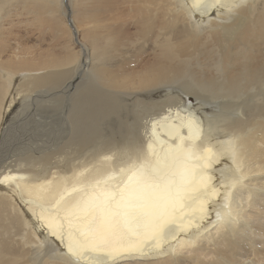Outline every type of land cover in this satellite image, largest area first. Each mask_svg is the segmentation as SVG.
Wrapping results in <instances>:
<instances>
[{
	"label": "bare ground",
	"instance_id": "1",
	"mask_svg": "<svg viewBox=\"0 0 264 264\" xmlns=\"http://www.w3.org/2000/svg\"><path fill=\"white\" fill-rule=\"evenodd\" d=\"M11 1L0 264H264V0Z\"/></svg>",
	"mask_w": 264,
	"mask_h": 264
},
{
	"label": "rangeland",
	"instance_id": "2",
	"mask_svg": "<svg viewBox=\"0 0 264 264\" xmlns=\"http://www.w3.org/2000/svg\"><path fill=\"white\" fill-rule=\"evenodd\" d=\"M77 2V3H75V2ZM80 1V2H79ZM67 0V5L70 7L71 5V9H75L74 11H79V13L78 14H76V13H74V14H71V17H74V19L77 21L78 19H79V17L81 18V16H82V14H81V10H82V8H83V3H82V1L81 0ZM12 2V1H11ZM10 2V3H11ZM13 2H15L14 0H13ZM12 2V4H14ZM79 2V3H78ZM69 3V4H68ZM62 3H60V5H61ZM71 4V5H70ZM58 6V14H60V12H64V10H63V5H61L62 6V8H61V6ZM74 5V6H73ZM73 7V8H72ZM64 9H66V8H64ZM78 9V10H77ZM76 14V15H75ZM73 15V16H72ZM62 17V19L65 21V23H67V20H66V16L65 15H61ZM76 16V17H75ZM67 27V26H66ZM68 28V29H67ZM66 29H67V31L69 32V35L68 36H66L65 37V42H66V44H70L69 46L71 47V48H73V50L74 51H76L77 50V47H76V45L75 44H73L72 43V34H70V32L72 31H70V27L68 26ZM70 38V39H69ZM66 39H68V40H66ZM45 41L47 42V41H49V37L48 36H46L45 37ZM67 41H69V42H67ZM45 44V43H44ZM59 44V45H58ZM58 44H57V46H60V42H58ZM188 99V98H187ZM191 99V98H190ZM59 114H57V116H58ZM173 178H174V174L173 173H171V174H169V175H167L162 181H161V183H159V184H157L156 186H155V190H156V192L158 193V196L160 197L161 196V194H162V191H163V189H164V187H166L168 184H170L171 182H172V180H173ZM109 212H107V211H103L102 212V216L104 215V214H108Z\"/></svg>",
	"mask_w": 264,
	"mask_h": 264
},
{
	"label": "snow or ice",
	"instance_id": "3",
	"mask_svg": "<svg viewBox=\"0 0 264 264\" xmlns=\"http://www.w3.org/2000/svg\"><path fill=\"white\" fill-rule=\"evenodd\" d=\"M248 0H239L240 5L247 4ZM123 142L126 143L130 149L134 150L136 158L139 159L143 150V142L138 136L135 126L129 127L128 125H121L120 130Z\"/></svg>",
	"mask_w": 264,
	"mask_h": 264
},
{
	"label": "water",
	"instance_id": "4",
	"mask_svg": "<svg viewBox=\"0 0 264 264\" xmlns=\"http://www.w3.org/2000/svg\"><path fill=\"white\" fill-rule=\"evenodd\" d=\"M63 4H64V6H65V8L67 10V18H68V24H69L68 26L72 29V31L74 33V40L76 41L77 38H76V35H75V30H74V28L72 26V22L70 21V17H69V8L67 6V0H63Z\"/></svg>",
	"mask_w": 264,
	"mask_h": 264
}]
</instances>
